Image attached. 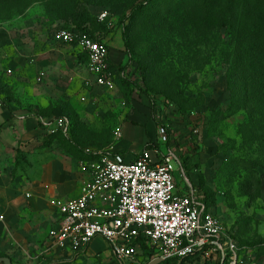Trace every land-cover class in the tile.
I'll list each match as a JSON object with an SVG mask.
<instances>
[{
  "label": "rangeland",
  "instance_id": "rangeland-1",
  "mask_svg": "<svg viewBox=\"0 0 264 264\" xmlns=\"http://www.w3.org/2000/svg\"><path fill=\"white\" fill-rule=\"evenodd\" d=\"M138 1L0 0V256L12 264H118L101 239L74 256L47 252V233L54 202L80 194L86 149L116 151L145 136L154 140L150 154L171 147L204 187L225 237L237 245L235 264H264V83L242 76L231 31L192 5L139 16L130 45L153 107L138 91L129 99L110 54L115 89L107 91L73 48L54 40L64 24L118 39L120 18ZM102 12L106 28L97 23ZM57 115L73 122L70 137L44 129L41 119ZM159 125L170 144L157 136Z\"/></svg>",
  "mask_w": 264,
  "mask_h": 264
},
{
  "label": "built area",
  "instance_id": "built-area-1",
  "mask_svg": "<svg viewBox=\"0 0 264 264\" xmlns=\"http://www.w3.org/2000/svg\"><path fill=\"white\" fill-rule=\"evenodd\" d=\"M107 16L102 12L97 19L105 22ZM53 37L84 57L82 63L98 87L115 89L105 43L63 25L54 28ZM126 75H131L130 69ZM44 78L40 72L36 80ZM41 123L47 132L68 136L66 116L42 118ZM156 134L168 142L163 125L156 128ZM150 152L143 150L127 158L112 150L86 149L89 159L81 162V170L87 179L77 197L54 202L57 218L47 233L45 250L73 256L101 239L118 264H149L156 259L180 262L190 257L214 263L227 258L235 264L236 243L225 237L222 224L186 175L178 154L171 147L163 154ZM141 238L149 246V256L143 261L139 259Z\"/></svg>",
  "mask_w": 264,
  "mask_h": 264
},
{
  "label": "trees",
  "instance_id": "trees-1",
  "mask_svg": "<svg viewBox=\"0 0 264 264\" xmlns=\"http://www.w3.org/2000/svg\"><path fill=\"white\" fill-rule=\"evenodd\" d=\"M189 5L199 9L204 18H216L215 20H218L222 27L231 31L232 36H235V57L242 76L249 77L250 74L259 82L264 83V0H139L123 14L117 24L120 34L119 38L122 41L124 53L128 56V62L125 65L119 63L116 67L125 77L124 81L128 88V97L130 100L132 95L138 91L152 102V107L154 106L153 98L148 91L144 67L139 61L133 58L131 51L130 31L133 29L135 22L142 14L146 15L154 11V15H160L162 13H168L173 9L185 8ZM97 23L106 28L104 23L99 21H97ZM63 26L72 30L84 32L94 37L93 31L86 27H70L65 24ZM110 39V35L102 39L97 38V40L105 43L107 46ZM78 58L81 61L82 59L84 60V57L81 55H78ZM128 69L131 70L130 76L126 75ZM244 80L245 89H248L249 81L246 79ZM158 97L163 100L164 104L167 102L169 104V101H167V98L163 94H158ZM177 111L178 113L180 112L179 109H177ZM72 125L73 122H70L69 133L66 137L71 136ZM58 133L62 134L61 132ZM167 144H170V136ZM150 147L151 144H146L145 149L148 150ZM124 153H126V151L121 154L123 155ZM86 159H89V157L83 152L81 160ZM180 165L189 177L190 174L185 161H180ZM194 186L202 193L206 205L211 209L209 196L199 180L194 182ZM139 242L141 245V256L145 260L149 256V246L147 240L144 238H141ZM191 259L193 258H186L180 262L175 260L164 261L160 264H185ZM226 261H228L227 258L224 261L220 259L215 264H224Z\"/></svg>",
  "mask_w": 264,
  "mask_h": 264
},
{
  "label": "crops",
  "instance_id": "crops-1",
  "mask_svg": "<svg viewBox=\"0 0 264 264\" xmlns=\"http://www.w3.org/2000/svg\"><path fill=\"white\" fill-rule=\"evenodd\" d=\"M117 37H118V39H120L119 36H117ZM118 39L116 37H114V39L110 40L108 42V47H109L110 60L112 62H117L119 64V63H121V60H123L124 55L121 52V50H123V46L122 45L120 46V44L118 43ZM119 53H121V56H120ZM83 66H84V69H85L86 73L88 74V76L93 80V77L87 72L84 64H83ZM152 140L153 139H152L151 136H145L144 139H142V141H140L138 143L134 142V143H131L130 145L124 146V147H121L120 145H118L116 147V152L123 153L124 151H126V153L123 154L124 156H126L127 158L133 157V156L138 155V152L140 153L143 150V146H145L147 143H149L148 141H152ZM85 179H87V177ZM52 213H53V216H52L50 228L55 225L56 218H57V213H56L55 209L53 210ZM47 243H48V241H47ZM92 243H91V245H92ZM91 245L89 246V248L91 247ZM52 251L55 252V253H57L58 255H62V256H72L70 254H65V253H62V252L55 251V250H52Z\"/></svg>",
  "mask_w": 264,
  "mask_h": 264
},
{
  "label": "water",
  "instance_id": "water-1",
  "mask_svg": "<svg viewBox=\"0 0 264 264\" xmlns=\"http://www.w3.org/2000/svg\"><path fill=\"white\" fill-rule=\"evenodd\" d=\"M161 262V259H156L149 264H160ZM0 264H12V261L8 257H0Z\"/></svg>",
  "mask_w": 264,
  "mask_h": 264
}]
</instances>
